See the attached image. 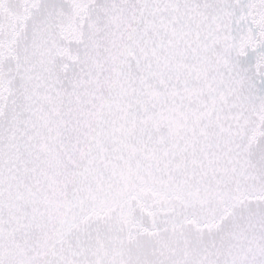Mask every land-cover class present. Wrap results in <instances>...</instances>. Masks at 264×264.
<instances>
[{
	"label": "snow or ice",
	"instance_id": "obj_1",
	"mask_svg": "<svg viewBox=\"0 0 264 264\" xmlns=\"http://www.w3.org/2000/svg\"><path fill=\"white\" fill-rule=\"evenodd\" d=\"M0 264H264V0H0Z\"/></svg>",
	"mask_w": 264,
	"mask_h": 264
}]
</instances>
